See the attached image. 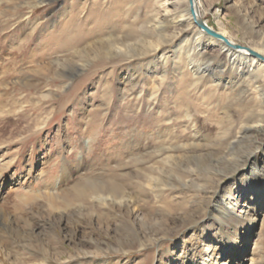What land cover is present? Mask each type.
Segmentation results:
<instances>
[{
  "label": "rangeland",
  "instance_id": "374dc122",
  "mask_svg": "<svg viewBox=\"0 0 264 264\" xmlns=\"http://www.w3.org/2000/svg\"><path fill=\"white\" fill-rule=\"evenodd\" d=\"M39 1L0 0V74L5 77L0 79V166L10 163L14 157L17 160L10 164L3 175L0 209L8 212L15 223L23 228L25 218L33 219L32 216L38 214L47 215L51 209L49 204L61 206L60 200L64 197L73 211L59 209L53 210L54 212L64 211L66 215L78 212L85 216L90 213L99 214L101 217L96 218L101 220L103 210L107 208L101 204L99 196L113 193L120 197L126 193L135 200V206L141 210L142 215L170 222L161 242L154 245L144 242L141 224L135 222L128 228L126 238L114 237V232L110 236H104L111 243L106 253L91 255L83 260V264H179L184 257L182 249L185 247L186 250L190 249L188 258L192 264L194 260H202V253L205 251L202 238L212 244L210 258L213 264L227 259L235 247H241L243 264H261V260H264V181L256 184L260 190L256 207H245L246 213H241L244 206L240 207L238 214L226 219L222 226L212 216L211 209L198 212L197 203L192 209L190 200L197 193L196 186L192 185L187 194L175 183L153 192L147 183L149 176L158 175L156 166L173 167L176 160L173 159L170 164L166 161L167 157L182 156L185 151L192 149L194 140L184 117L188 111L201 116L198 121L201 126L204 114L196 112L195 108L199 106L203 109L208 103L213 105V115L202 128L201 138L195 140L201 146L218 143L226 134L236 135L251 112L257 113L253 120L260 119L264 122V110L261 112L262 108L256 103V91L243 82H231L225 89V86L215 87L208 77L195 80L189 75L186 56L189 44L184 37L165 43L157 56L166 52L167 63L156 64L154 52L148 51L150 45L145 46L143 40H140H154L156 36L151 32L130 41L135 43L132 50L137 53L148 52L141 60H137L136 68L141 69V81L136 88L130 89L120 79L125 73H132V69L127 68L126 60L113 63L100 59L85 73L75 76L61 90L65 79L59 77V69L64 65L66 53L63 48H55L64 34L63 23L68 18L73 2L87 5L90 0H45L38 8L34 7ZM103 1L106 2L100 7L103 19L106 15L119 11V15L125 18L123 24H135L138 28L152 21L158 10L157 0ZM255 1L258 3L256 8L264 7V0H244L250 4ZM207 2L213 3L211 11L203 13L207 23L216 30L228 29L239 41L247 43L243 40L242 17L233 2ZM117 6L120 7L119 10L115 9ZM68 8L70 11L66 10ZM251 15L255 20L258 12L254 11ZM227 18L231 21L226 27ZM46 20H49V24L43 25ZM40 21L41 25L38 27ZM35 26L38 28L35 29ZM257 27L264 32V19L258 21ZM190 30L192 38L195 37L197 27L192 25ZM15 50L20 51V54L16 56ZM205 62L207 60L203 58V63ZM114 69L117 74L110 87L106 88L105 81H96ZM11 70L15 71V75ZM163 72L164 78L161 76ZM25 75L31 83L21 79ZM232 77L233 75L228 78ZM1 81L7 83L8 87L1 85ZM153 86L159 87L155 105L150 98ZM141 89L142 94L136 97L135 93H139ZM45 90L52 91L47 99L41 96V92ZM11 97L26 105V114L33 123L31 130H24V123L14 120L13 115L8 114ZM164 118H170V121H165ZM251 145V141L246 139L234 151L241 154ZM169 146L171 149H166ZM158 150L160 151L157 152ZM257 156L264 160V150H258L255 157ZM30 168L32 171L26 176ZM66 172L72 173L65 181L66 188L78 185L81 192L74 193L66 189L60 199L47 197L46 182H63ZM162 175L164 181H169L167 175ZM13 179H18V183H14ZM232 181L231 178L224 177L222 187H230ZM165 184L164 182V186ZM236 187L242 189V183H236ZM188 211L189 215H186L184 212ZM115 212L113 223L116 227L119 224L117 207ZM176 216H182L177 224L171 222L170 218ZM66 223L62 225L63 228L56 227L55 230L59 241L64 242L71 250L63 230H68L72 223ZM76 224L80 225L78 221ZM97 225L93 228L100 232ZM52 227L54 228L53 225ZM90 228L92 227L83 226L80 230L88 234L91 232ZM37 231L32 236L31 245L25 249H16L17 253L11 258L3 257L5 264L34 263L45 256L41 238L44 241L52 240L51 242L54 239H48L46 236L49 234L40 236ZM97 231L95 233L99 235ZM197 236L202 237L201 240ZM194 237L199 241L192 245ZM70 262L72 261L67 259L64 264Z\"/></svg>",
  "mask_w": 264,
  "mask_h": 264
},
{
  "label": "bare ground",
  "instance_id": "6f19581e",
  "mask_svg": "<svg viewBox=\"0 0 264 264\" xmlns=\"http://www.w3.org/2000/svg\"><path fill=\"white\" fill-rule=\"evenodd\" d=\"M227 2H233L236 10L242 17V28L244 29L243 40L247 43L239 41L238 38L234 36V33L229 32L228 29L216 30L207 23L203 18V13L205 11H211L213 8V3H208L207 0H157L158 10L156 11V15H154L155 17L152 21H148L149 23L141 25V29L135 26V24H131L130 26H127L126 23L123 24L122 22L125 18L119 15V11L111 15L108 14L106 15L107 17L103 19L100 7L104 6L106 2H102V0H90V3L87 5L74 4L75 2H73L74 5L71 4V11L70 8L66 9L70 12H68V18L63 23L62 32L64 34L61 36L55 48H63L65 51L64 53H66L64 65L59 69V77L65 79V83L60 89H64L70 83L69 81L72 82L75 76L85 73L87 69L91 68L95 63H98L100 59L113 63L117 61L121 62V59L126 60L127 68L130 67L132 73H125L120 79L124 81L127 86H130V89L136 88L141 81V69L140 67L136 68L138 63L137 60H141L148 52L137 53L132 50V46H134L135 43L130 41L137 38L139 39L141 36H146V34H148L147 32H151L156 36L154 40H145L141 38L140 40H143L145 46L147 44L150 45L148 51L154 52L156 64L166 65L167 63L168 57L166 56V52L163 51L160 56H157L158 51L162 49L165 43L184 37V40L189 44L186 50L189 75L195 80L208 77L215 87L225 86V89H227V86L231 85V82L246 83L248 87L256 91V103L259 108H262L260 110L262 112L264 110V32L258 30L257 23L260 19H264V7L256 8L258 5L257 1H255L254 4L244 2V0H227ZM44 3L45 0H40L34 7L38 8V6ZM115 9L119 10L120 7L117 6ZM254 11L256 13L258 12L257 19L255 20L251 18V13ZM230 18H227L225 22L226 27L231 21ZM197 19H201L205 24L209 25L218 36L207 32L203 26L198 24L196 21ZM46 21V24L43 25L49 24V20ZM34 24L37 23L34 22ZM40 25L41 21L38 22L37 26L39 27ZM192 25L196 26L198 29L197 35L193 38L190 30ZM37 26H35V29L38 28ZM205 38H208L207 41H205ZM205 50H207V52H204ZM15 53L17 56L20 54V51L16 52L15 50ZM203 58H205L207 62L203 63ZM212 60L216 62L213 63ZM130 68H128V70H130ZM147 68L150 69L149 66H147ZM3 72L5 71H2V73ZM11 72L15 75V71L11 70ZM116 74L115 69L110 70L100 76L96 81L99 83L105 81L106 88L110 87V85L113 84ZM164 74V72L161 74L162 78H164ZM231 75H233V77L229 79L228 77ZM2 77L3 76L0 74L1 80ZM21 79L25 80L26 83H31L27 75ZM1 85H6L8 87L7 83H3L2 81ZM153 88V91L150 92V98L155 105L158 100L157 92H159V87L153 86ZM142 90L143 89L137 94L135 93V96H140L143 92ZM51 93L52 91L49 92L45 90L41 92V96L47 99L50 97ZM10 102V108H7L8 114L13 115L12 117L14 120L20 123L23 122L24 130H31L33 128V123L29 121V116L26 114V105H22V103L14 97H11ZM0 104L2 105V102H0ZM201 109L202 107L199 108V106L195 108L196 112L204 114L201 126L198 125L201 116L199 117V115H196V112V114H192L188 111L184 115L188 121L186 122L187 125L191 128V135L194 140L192 141V149L185 151V154L182 156L175 155V157H172L171 155L167 157L168 160L166 161L170 164L173 162V159L176 160L172 164L173 167L164 165L156 166L157 170H159L157 172L158 175L149 176L147 183L153 192H157L156 189H164L168 185L173 186L175 183L176 185H180L187 194L192 185L193 187L196 186L197 193L193 194V199L191 197L192 200H190L192 209L196 206V203L199 208L198 212L211 209L213 211L212 216L217 219L222 226L225 224L226 219H230L233 214H238L240 207L244 206V208L241 209V213H246L245 207L255 208L257 205L260 190L256 184L257 182L264 181V160H260L259 156H255L258 150H264V122L260 119L253 120L257 113L251 112V114L247 116L246 122L238 128L236 135L232 136L226 134L224 137L222 136L220 140L218 139V143L213 145L203 144L201 146L200 142H195V140L201 138L202 128L205 127V124L208 123L209 118L213 115V105L208 103L203 106L202 110ZM214 109L216 108L214 107ZM160 114L163 116L164 113L162 114L161 111ZM1 117L2 115H0V118ZM164 119L165 121H170V118ZM246 139L251 141L252 145L242 151L241 154H238L237 151L234 150ZM170 147L171 146L166 149L169 150L171 149ZM159 151L160 150L157 152ZM15 161H17L16 157L11 159L10 163H4L0 166V194L3 188L4 182L2 179L5 170L10 167V164H14ZM227 169L229 170L225 173L224 171ZM31 171L32 168L29 169L26 176H29ZM223 172L225 173L224 175H222ZM42 174L43 172L41 173V177L43 176ZM71 174L70 172H66V175L62 178L64 180L63 182L55 184L46 182V196L50 199L57 200L60 199L61 196H64V190L66 189L72 190L74 193L81 192L78 185L66 188L67 185L65 181ZM162 174L167 175V180L170 182L164 181L165 178H163L164 176ZM224 177H229L233 180L228 188L222 187V180ZM18 181V179H13L14 183H18ZM164 182L166 183L165 186ZM238 182L242 183V189L235 188V184ZM98 199L102 202L100 203L107 208L103 210L104 213L101 220L100 218H96L101 217L99 214L95 215L90 213L85 216L84 214H78V212L67 215L64 211L58 213L54 212L59 209L73 211L69 202L63 197V199L60 200L61 206L57 205V207H55L53 204H49V208L51 209L47 215L38 214L37 216H32L34 220L29 217L25 218L23 228L15 223L16 221L8 212L0 209V264H5L3 257L8 259L14 256L17 253V251H15L16 249H25L27 246L31 245L30 242L33 238L32 236L36 234V230L39 231L37 232L40 236L49 234L46 237L48 239L52 237L54 241H44L45 239L41 238V243L45 249V256L41 257L39 262H24L25 264H64V261H67V259L76 262L75 264H83V260L89 258L91 255H104L106 253V249L109 248L111 243L108 242L104 236H110L112 232H114V237L126 238L128 228L135 222L141 224L143 232L142 239L144 242L151 245L161 242L163 234L167 231L168 220V222L165 223V221L159 217H146L142 215L140 213L141 210L139 211L138 207L136 208L135 206V200L126 193L120 197H116L111 193L109 196H99ZM116 207L119 213V215H117V221L119 223L118 226H116L117 228L113 223V219L116 218ZM184 213L189 215V211ZM169 215L167 214V216ZM181 217H170L172 219L171 222L177 224L180 222ZM69 221L72 224L68 226V230H63V232L64 238L70 242L71 250L66 247L64 242L59 241L58 234L55 230L56 227L63 228L62 225H66V222L70 224ZM77 221L81 226L76 224ZM96 223H98V225ZM96 225L100 232L97 231V228H93V226ZM83 226H90L93 229L90 228L91 232L86 234L87 232L80 230ZM95 230L99 235L95 233ZM195 237V241L192 239V245H195L199 241H196L198 236L197 238ZM191 238H193V235ZM201 238L198 239L201 240ZM201 241L205 243V251L202 253V260L201 262L194 260L192 264H213V260L210 258V247L212 244L208 243L204 238H202ZM240 250L241 247L233 248L232 254L229 255L227 259L220 261L219 264H243L244 260H242V251ZM189 251L190 249L188 248V250H186V247L182 249V255H184V257L179 264H190V259L188 258ZM72 262H70V264ZM261 264H264V260H261Z\"/></svg>",
  "mask_w": 264,
  "mask_h": 264
},
{
  "label": "water",
  "instance_id": "95a60500",
  "mask_svg": "<svg viewBox=\"0 0 264 264\" xmlns=\"http://www.w3.org/2000/svg\"><path fill=\"white\" fill-rule=\"evenodd\" d=\"M196 21L198 22L199 25L203 26V28L207 32H209L212 35L218 36V34L209 25L205 24L201 19H197Z\"/></svg>",
  "mask_w": 264,
  "mask_h": 264
}]
</instances>
